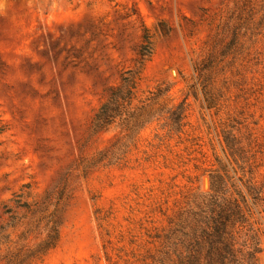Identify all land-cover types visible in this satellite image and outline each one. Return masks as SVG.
<instances>
[{
    "label": "rangeland",
    "instance_id": "obj_1",
    "mask_svg": "<svg viewBox=\"0 0 264 264\" xmlns=\"http://www.w3.org/2000/svg\"><path fill=\"white\" fill-rule=\"evenodd\" d=\"M219 179L264 264V0H0V264H176Z\"/></svg>",
    "mask_w": 264,
    "mask_h": 264
},
{
    "label": "trees",
    "instance_id": "obj_2",
    "mask_svg": "<svg viewBox=\"0 0 264 264\" xmlns=\"http://www.w3.org/2000/svg\"><path fill=\"white\" fill-rule=\"evenodd\" d=\"M147 37L145 36V39ZM147 40V39H146ZM148 42V41H146ZM149 43V42H148ZM149 52L146 43L142 45L140 54L145 56ZM213 58L210 56L197 66V78L201 81L205 102L207 105H214L213 99L206 91L205 80L212 68ZM206 77V78H205ZM121 87L111 89L109 97L95 114V126L105 127L112 123L123 111L118 98L121 94ZM127 93L123 99H130ZM172 119L178 125L184 120V111L181 106L173 109ZM227 144L233 142V137H225ZM216 193L214 192L205 202V207L197 211H190L184 216L180 214L177 223L180 235L175 249L176 264H257L256 253L259 251L255 236L250 235V245L247 239L239 241L240 228L246 222L245 214L242 212L240 202L246 203V196L241 191H236L238 197H219L221 180H218ZM249 194L256 201L259 191L255 186L249 185ZM170 234L167 238H171ZM246 250V252H244ZM240 256V257H239Z\"/></svg>",
    "mask_w": 264,
    "mask_h": 264
}]
</instances>
